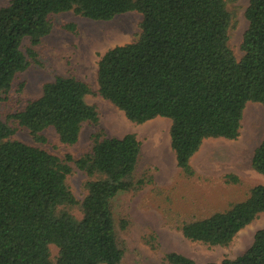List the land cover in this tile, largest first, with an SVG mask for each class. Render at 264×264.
Listing matches in <instances>:
<instances>
[{"label": "trees", "instance_id": "obj_1", "mask_svg": "<svg viewBox=\"0 0 264 264\" xmlns=\"http://www.w3.org/2000/svg\"><path fill=\"white\" fill-rule=\"evenodd\" d=\"M71 10L105 21L131 11L142 14L138 39L100 58L98 93L132 122L169 118L171 148L185 177L196 176L191 160L204 140L236 139L246 104L264 106V0L249 1L240 59L229 44L233 16L226 0H10L0 8V101L36 57L33 49L23 51L24 39L38 45L51 32L50 17ZM92 92L73 75H57L22 110L5 119L0 115V264H123L112 202L120 192L138 188L136 135L108 136L98 127L77 158L11 138L26 128L45 142L43 132L53 129L62 143L76 144L85 123H100L98 107L86 102ZM251 164L264 175V141ZM75 167L87 175L82 200L67 181ZM76 208L82 217L74 214ZM262 213L264 184H256L244 199L178 228L191 241L228 246ZM166 260L198 264L179 252ZM220 264H264V228L241 255Z\"/></svg>", "mask_w": 264, "mask_h": 264}, {"label": "rangeland", "instance_id": "obj_2", "mask_svg": "<svg viewBox=\"0 0 264 264\" xmlns=\"http://www.w3.org/2000/svg\"><path fill=\"white\" fill-rule=\"evenodd\" d=\"M10 0H0V8ZM250 0H226L233 16L229 44L240 59L241 43L248 28L246 9ZM142 14L131 11L111 20H93L71 11L50 17L51 32L41 43L32 46L24 39L22 49H33L36 57L18 74L12 89L0 101L2 119L22 110L27 102L42 94L43 85L57 75H73L87 82L92 93L86 102L98 107L99 126L85 123L74 145L60 141L53 129L43 132L45 142L36 141L26 128L11 136L64 158L79 157L91 145V135L101 127L108 136L135 134L141 143V155L134 178L135 190L120 192L113 200L117 241L124 250L123 264H171L170 252H179L198 264H220L226 258H236L248 249L255 233L264 228V213L242 229L228 246H211L184 237L178 225L182 221L202 218L228 208L246 197L249 189L264 184V175L255 171L251 160L255 148L264 141V106L258 102L246 104L240 134L236 139L209 138L204 140L191 162L196 176L188 178L180 172L170 144L171 120L156 117L143 123L130 121L125 113L98 93L97 70L100 58L111 48L138 39ZM75 24V29L68 24ZM21 84H24L21 89ZM236 176L234 181L229 176ZM87 175L76 167L67 178L77 199L86 195ZM141 182V183H140ZM82 217L79 208L74 210ZM56 256L58 248L51 246Z\"/></svg>", "mask_w": 264, "mask_h": 264}]
</instances>
